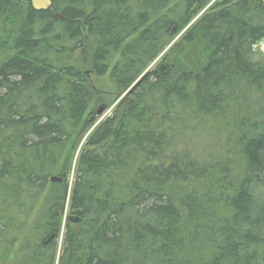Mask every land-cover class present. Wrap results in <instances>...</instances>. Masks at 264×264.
I'll return each mask as SVG.
<instances>
[{
  "label": "trees",
  "instance_id": "obj_1",
  "mask_svg": "<svg viewBox=\"0 0 264 264\" xmlns=\"http://www.w3.org/2000/svg\"><path fill=\"white\" fill-rule=\"evenodd\" d=\"M262 40L264 0H0V264H264Z\"/></svg>",
  "mask_w": 264,
  "mask_h": 264
},
{
  "label": "water",
  "instance_id": "obj_2",
  "mask_svg": "<svg viewBox=\"0 0 264 264\" xmlns=\"http://www.w3.org/2000/svg\"><path fill=\"white\" fill-rule=\"evenodd\" d=\"M30 3L32 5V7L37 10V11H41V10H48L52 7V0H30ZM159 69L164 71L165 70V65L164 64H161L159 66ZM158 70H155L154 73H157ZM106 106L105 105H102L99 107L98 111H97V114L98 115H101L103 113V111L105 110ZM57 180H60L56 177H53L52 178V181H57ZM74 216H70L69 217V220L70 221H78V218H75Z\"/></svg>",
  "mask_w": 264,
  "mask_h": 264
},
{
  "label": "rangeland",
  "instance_id": "obj_3",
  "mask_svg": "<svg viewBox=\"0 0 264 264\" xmlns=\"http://www.w3.org/2000/svg\"><path fill=\"white\" fill-rule=\"evenodd\" d=\"M201 14V13H200ZM199 14V15H200ZM161 64V60H160V56L155 60V62L152 64V66L150 67V70L149 71H151V70H155L156 69V67H158L159 65ZM99 86L101 87H105V79H102V80H99ZM102 88V89H103ZM126 94V93H125ZM125 94H123L122 96H124ZM117 103H115L114 105H112L111 106V108L110 109H108V111H104V113H102L101 114V116H100V118H104V117H106V116H108L109 114H111V112H112V109L115 107V105H116ZM68 216V215H67ZM64 221H66V217H65V219H64Z\"/></svg>",
  "mask_w": 264,
  "mask_h": 264
},
{
  "label": "built area",
  "instance_id": "obj_4",
  "mask_svg": "<svg viewBox=\"0 0 264 264\" xmlns=\"http://www.w3.org/2000/svg\"><path fill=\"white\" fill-rule=\"evenodd\" d=\"M254 50L264 54V40H262L261 42H259L256 45H254Z\"/></svg>",
  "mask_w": 264,
  "mask_h": 264
}]
</instances>
